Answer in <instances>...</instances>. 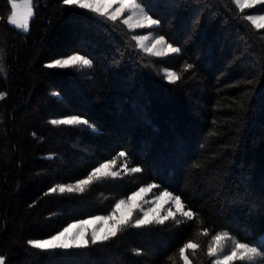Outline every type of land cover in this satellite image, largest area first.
<instances>
[{"label": "trees", "instance_id": "1", "mask_svg": "<svg viewBox=\"0 0 264 264\" xmlns=\"http://www.w3.org/2000/svg\"><path fill=\"white\" fill-rule=\"evenodd\" d=\"M137 2L180 53H145L120 19L105 22L63 0H33L24 32L7 22L10 4L0 0L4 264H184L179 249L189 241L198 245L185 251L190 264H213L207 248L222 231L250 245L264 239V29L243 19L264 5L241 12L234 0ZM72 54L92 66L47 67ZM165 69L180 79L169 82ZM76 116L94 127L51 123ZM112 159L127 169L94 177L83 192L49 191ZM150 183L179 195L195 216L127 223L86 248L29 244L112 213Z\"/></svg>", "mask_w": 264, "mask_h": 264}, {"label": "snow or ice", "instance_id": "2", "mask_svg": "<svg viewBox=\"0 0 264 264\" xmlns=\"http://www.w3.org/2000/svg\"><path fill=\"white\" fill-rule=\"evenodd\" d=\"M10 4L11 14L7 18V22L10 25H14L17 29H23L24 31L28 30L29 21L34 15L33 10V0H8ZM63 3L69 6H76L81 9H87L88 11L96 14L97 17L103 18L105 22L111 21L113 24L120 18V16L127 12V17L123 18L120 22L123 25H126L128 29H137V28H152L153 26H158L160 21L154 19L152 15L147 14L143 11L141 4L137 0H63ZM119 4V7L109 11L113 4ZM234 3L238 6L239 11L243 12L244 9L253 8L256 5H264V0H234ZM243 19L248 20L254 25L257 29H264V14L258 15H247ZM149 35H136L132 37V40L136 42V46L139 49L143 50L145 53L150 55L160 56L166 55L168 53H180L181 49L174 46L172 43H169L165 40L163 36H159L154 39L151 44H147L149 41ZM157 45H163V50H156ZM86 66L91 67L92 61L85 56L79 54L69 55L67 58L56 59L52 63L47 65L48 68H68L74 66ZM192 68V65L186 64L185 71ZM166 78L169 82L175 83L180 79V76L174 71H167ZM6 93L0 92V100L5 98ZM52 124H62V125H76L84 124L89 127H94L86 119H82L79 116L52 120ZM119 157H124L125 152H120ZM116 163L115 159H112L108 162H102L98 167L94 168L90 174L84 178L78 180L74 185H59L57 187H52L49 191L55 193L59 190L60 193L64 192H74V191H84V186L89 184L94 177L100 178L101 176H115L118 173L107 172L106 170L114 166ZM124 168L127 169V165H124ZM132 173L141 172L140 167H133L130 170ZM159 185L155 183H150L147 186L139 187L136 190H133L127 199H121L115 205V210L110 216H96L92 220L81 221L79 226L77 224H69L63 228L62 231L57 232L55 235H52L50 238L46 239H36L29 241L31 247L40 250H54V249H71V248H86L89 246V240L85 238V225L93 222H101L104 225L108 224V221L114 220V223L111 227L104 231V229L93 230L91 234V243L96 244L98 242H104L109 240L111 237H115L117 232L120 230L122 225H125L128 220L126 217L121 216L118 219L116 218V213L123 206L128 207V216H131L132 211L140 207L136 204L137 197H140L141 194L149 192L153 188H157ZM171 205L166 210V215L161 216L159 214L161 210L160 202ZM153 207L148 211H144L143 208L140 210L143 212V216L138 218L135 221V227H141L147 224H151L154 221L159 224H163L169 217L175 219L176 212L183 217L189 219L195 216V213L190 209L185 210V205L183 204L179 195H174L168 190H162L157 194L153 201ZM175 208V212L173 211ZM74 229L76 231H74ZM103 233V234H101ZM205 236L208 235V232L203 233ZM222 241H231V247L228 252H225ZM198 245L191 241L186 242L183 247L179 249V255L183 259L184 264H190L188 256L185 255L187 249L195 250ZM207 254L210 257H215L213 264H236L237 261H255L257 258L264 261V240H261L255 245H250L248 242H241L238 239H235L229 232L222 231L219 234H216L212 237V242L207 248ZM0 264H4V260L0 257Z\"/></svg>", "mask_w": 264, "mask_h": 264}, {"label": "rangeland", "instance_id": "3", "mask_svg": "<svg viewBox=\"0 0 264 264\" xmlns=\"http://www.w3.org/2000/svg\"><path fill=\"white\" fill-rule=\"evenodd\" d=\"M140 4V3H139ZM142 6V5H141ZM257 6H259V5H256L255 7H257ZM119 7V4L117 3V4H113L112 5V7L109 9V11H112V10H114V9H116V8H118ZM142 8H143V11L144 12H146L147 13V11L145 10V8H144V6H142ZM33 10H34V6H33ZM148 14V13H147ZM258 14H264V12L263 13H261V12H256L255 14H252V15H258ZM127 15H128V13L127 12H124L121 16H120V20H122L123 18H125V17H127ZM34 16V15H33ZM33 16L31 17V19H30V21H29V27H28V30L27 31H24L23 29H20V30H22V31H24V32H28L29 30H30V22H31V20H32V18H33ZM12 26H14V25H12ZM15 27V26H14ZM157 27L158 26H153L152 28H137V29H131L132 31H134V36H136V35H149L150 36V39H149V41H147L146 43L147 44H151L153 41H154V39L155 38H157V37H159V36H162L160 33H159V31H158V29H157ZM166 40V39H165ZM163 48H164V46L163 45H157V49L156 50H163ZM169 54H174V53H168V54H166V55H169ZM166 55H160V56H166ZM155 56V55H154ZM65 58H67V57H65ZM61 59V58H60ZM53 62V61H52ZM51 62V63H52ZM167 71H173V70H170V69H165V73H167ZM168 80V79H167ZM68 118H72V117H67V118H61V119H68ZM58 120H60V119H58ZM124 169V166H119V163L118 162H116L115 163V165L114 166H112V167H110L109 169H107L106 171L107 172H115V173H120L121 172V170H123ZM107 176H109V175H107ZM76 182H74V183H69V184H63V185H65V186H68V185H74ZM144 186H147V185H144ZM59 191V190H58ZM160 192H156L155 191V188H153V189H151L149 192H147V193H143V194H141V196L140 197H137V200H136V204H138L140 207H137V208H135L133 211H132V214H131V216H128V207L127 206H123V207H121L120 209H119V211H117V213H116V218L115 219H118V218H120L121 216H123V217H126L127 218V220H128V222L127 223H133V224H135V221L138 219V218H141L142 216H143V212L140 210V208H143V210L144 211H148L151 207H153V204H152V201H153V199H154V197L157 195V194H159ZM124 199H127V197L126 198H124ZM118 203V202H117ZM160 204H161V210H160V212H159V214L161 215V216H164V215H166V210H167V208L168 207H170L171 205H169V204H165L163 201L162 202H160ZM115 210V209H114ZM186 210V209H185ZM173 211L175 212V208L173 207ZM112 213H109V214H107V215H98V216H110ZM176 216H181L180 214H179V212H176V215H175V217ZM94 217H96V216H94ZM170 218H172V217H169L168 219H170ZM93 219V217H90V218H86V219H83V220H79V221H75V222H73V223H71V224H77L78 226H79V224H80V222L81 221H88V220H92ZM167 219V220H168ZM155 222V221H154ZM114 223V220H110V221H108V224L107 225H104V224H102L101 222H93V223H88V224H86L84 227H85V238H87L88 240H89V243H91V234H92V232H93V230H98V229H104V231H107L110 227H111V225ZM126 223V224H127ZM125 224V225H126ZM124 225H122L121 227H123ZM121 229V228H120ZM63 230V229H62ZM61 230V231H62ZM74 231H76L75 229H74ZM101 234H103V233H101ZM262 240H264V239H262ZM222 243V245L224 246V250H225V252H228L229 251V248L231 247V241H222L221 242ZM253 245H255V244H253ZM245 263H247V264H264V261H262V260H260L259 258H257L255 261H245Z\"/></svg>", "mask_w": 264, "mask_h": 264}]
</instances>
